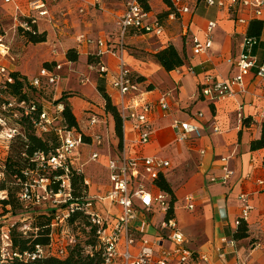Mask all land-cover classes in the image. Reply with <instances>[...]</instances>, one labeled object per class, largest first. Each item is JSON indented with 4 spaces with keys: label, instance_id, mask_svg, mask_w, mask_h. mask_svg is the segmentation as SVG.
I'll list each match as a JSON object with an SVG mask.
<instances>
[{
    "label": "crops",
    "instance_id": "obj_1",
    "mask_svg": "<svg viewBox=\"0 0 264 264\" xmlns=\"http://www.w3.org/2000/svg\"><path fill=\"white\" fill-rule=\"evenodd\" d=\"M0 1H3L0 2V7L3 6L8 11L14 23L15 19L20 16H34V13H38L33 12L30 6L28 12L23 11L27 6V0H13L9 4L4 0ZM46 4L49 16L40 18L39 29L40 24L50 17L48 0ZM201 4L205 5L207 14L211 15V18L195 15L196 8ZM184 5L190 8L189 13L177 15L176 18L169 16L170 20L179 22L176 25V32L167 33L164 29L161 37H156L154 34L135 36L131 34L126 38L127 44L132 46L140 45V43L149 44L156 38L161 39L160 42L152 43L155 46L151 53L155 54L172 44L180 52L185 50L188 61L183 67L168 72L153 56L149 60H142L130 55L127 50V61L138 78H141L140 88L145 94L144 97L156 103L161 94L170 93V108L166 112L155 108L151 115L155 131L150 142L145 145L137 142V136L129 125L125 133L123 132L121 150L125 146L128 156L139 160L157 157L169 162V167L162 170L165 177H168V173H170L169 177H173V170L182 165L196 164V171L193 167L190 173H180L179 178L174 179V176V180L171 178L170 181L174 182L172 183L176 199L174 218L178 229L184 235L185 244L190 250L206 255L209 259L208 263L202 262L201 264H264V185L258 183L264 181V149L252 151L250 148L251 142L260 138L264 121L260 108L264 106L263 82L255 74H251L246 79V92L238 93L225 100L212 101L201 94V87L208 75L218 80H227L237 74V62L250 28V23L241 24L237 20L240 17L250 19L252 17L243 9L235 13L228 9L208 7L204 0H185ZM258 20L264 24V13ZM210 21L217 23L213 34V47L207 54L196 56L193 52V38L198 36L203 39V30ZM40 32L42 33L41 30ZM263 32L264 27L260 36L261 42L254 50L260 62H264ZM45 33L50 36L51 32ZM118 34L115 38H111V35H107L106 32H100V36L97 37L87 36L92 39L103 38L115 42ZM80 48L77 49L80 50ZM82 49L87 55L95 54L97 51L96 47L87 45H82ZM4 60L6 61L7 58H0V64L12 70L11 66L3 62ZM52 61L60 64L57 60ZM52 61L49 63H53ZM102 61L109 67L110 73L107 75L98 73V76L103 81L101 85L104 86L105 83V90L115 104L117 93L112 89L111 83L115 72V60L110 56H105ZM82 80H84L83 77H80L81 88L69 87L66 82L65 87L60 86L56 90L60 93L70 92L71 96L66 99V102L69 103L80 130L84 131L90 126L94 131V136L104 134L103 140L106 143L115 142L114 138L117 137L115 120L112 114L106 111V102L98 91L96 80L91 84L82 83ZM94 97L99 98L101 102L92 101ZM240 112L246 118L242 122L238 118ZM91 117L100 118L101 121L96 125H91ZM175 120L198 124L202 128V138L179 142L172 128ZM216 126L220 128L218 133L214 131ZM121 150L116 156L101 155L105 159L103 166L108 176L107 164L110 158H117ZM223 159L227 160L223 161ZM77 160H75V165L80 167ZM224 168L233 171L228 183L223 184L219 180L213 182L212 178H220L224 174ZM107 179L108 183L102 193L92 194L89 191L91 198H100L109 193L112 185L109 177ZM148 186L154 193L161 191L153 184H148ZM241 194L249 196L250 203L255 210L248 221L249 237L236 240L234 239V233L237 230L235 222L242 212L239 199ZM188 195L194 196L195 199L193 211L186 206L185 197ZM102 206L107 217L120 212L118 206L108 204H102ZM134 206L137 212L134 233L138 238L154 239L158 235H167V231L160 230V223L163 219L165 220V216L161 214L156 203L149 211L138 200L134 201ZM9 215L10 213H7L0 219L7 218ZM15 219L18 218L12 216L11 221L14 223ZM19 220L24 219L19 218ZM153 228L157 231L154 236L149 234ZM224 238L236 240V248L225 246L222 243ZM166 245L171 247V242L166 240ZM220 248L225 254L224 258L220 257L218 252Z\"/></svg>",
    "mask_w": 264,
    "mask_h": 264
},
{
    "label": "built area",
    "instance_id": "obj_2",
    "mask_svg": "<svg viewBox=\"0 0 264 264\" xmlns=\"http://www.w3.org/2000/svg\"><path fill=\"white\" fill-rule=\"evenodd\" d=\"M7 4L13 0H4ZM172 3L173 12L171 18H176L177 15L187 14L190 8L184 5L185 0H170ZM202 1V0H201ZM208 7H217L219 9H228L237 13L239 10H246L250 18H238L241 24H249L252 20L260 19L264 13V0H204ZM33 12H38L34 16H20L15 19V28L21 29L24 34H38L34 30V26L39 24L40 18L49 16L46 0H33L29 4ZM24 18V19H22ZM117 26L119 35L117 41L113 42L108 39H92L85 34L77 36L78 45L94 46L97 48L95 53L99 62L91 65V69L96 68L100 74H109V67L102 61L105 56H110L115 60V72L112 75V89L117 93L116 103L114 104L121 117L122 129L125 133L130 125L132 131L137 136V142L145 145L150 142L154 134V125L151 120V115L155 108H159L166 112L170 108L169 97L170 93H163L159 96L156 103L150 102L144 97L141 92L140 79L131 69L127 61V50L125 48L126 38L129 35H147L154 34L156 37H161L164 33V25L161 21L150 15L146 11L140 0H129L124 12L118 17ZM217 27L216 21H210L207 27L203 30V39L198 36L193 38L194 55H205L213 47V34ZM264 35V32H263ZM261 37L246 36L242 46V53L237 62L238 72L230 79H216L212 75H208L201 87V94L212 101L225 100L236 96L238 93L246 92V79L249 75L255 76L263 82L264 90V62H260L255 55L254 50L260 44ZM10 46L5 41V37L0 35V58L6 59L9 56ZM63 68L62 64H56L54 67H43L39 75L30 79L31 84L40 89L43 82L50 85H57L60 80L58 74ZM6 65L0 64V86L1 84H12L14 79L12 73ZM82 83H86L82 80ZM5 86V85H4ZM0 96V143L6 150H9L10 144L20 138L22 129L18 124V120L22 116H30L37 111L35 105H30L27 101H19L17 99L5 98L1 102ZM264 119V106L260 107ZM64 108L59 105L54 113H49L43 110L39 117L34 119V127L37 133L47 134L56 132L60 137L61 146L59 149L46 156L44 154H35L37 161L36 169L27 171L25 176L28 178L23 185L21 192V200L25 206H42L46 202H51L56 206L67 204L72 200L71 182L69 174L72 167L76 166L73 159V154L80 146L85 145L83 136L75 129H68L63 126H57L61 120V114ZM200 116H202L200 114ZM239 121L242 122L246 118L240 112L238 115ZM99 123L97 117L90 118V124L96 125ZM172 128L176 133L179 142H188L196 138H202V128L195 123L175 120L172 123ZM216 133L220 132L218 126L214 127ZM98 145L101 144V137L96 138ZM204 154V152H202ZM100 157L99 153H93L91 161L96 162ZM4 159H0V166H3ZM227 159H223L226 161ZM170 163L157 157H148L143 160L128 156L126 148L117 158H110L107 169L109 172V180L112 188L106 196L100 198H91L95 202L108 204L109 206H120L122 212L110 217H104L94 209L95 202L85 203V209L92 211V222L96 226L97 235L104 248L103 264H201L208 263L209 259L206 255L198 254L190 250L186 246L184 235L179 231L178 224L174 217L167 218L169 212V202L171 196L164 192L158 191L154 193L149 188L148 184H154L162 174L164 168L169 167ZM63 170V176H54L52 179L42 172H53ZM78 173L80 168H75ZM233 175V171L224 168V174L220 178H212L213 182L220 181L227 184ZM5 176L4 171L0 167V180ZM59 183L58 191L50 190V185L54 182ZM259 185H264V181H259ZM85 185L89 188L90 182L85 180ZM7 198L5 191H0V201ZM242 204L241 216L235 222V227L239 228L243 223H248L251 213L255 207L250 203L247 194L240 195ZM138 200L142 206L149 211L153 204L159 206L160 211L164 214L165 220L160 223V230L167 231V235H158L154 239L138 238L134 233L135 221L137 212L135 210L134 201ZM194 196L188 195L185 197L186 206L189 210L195 209ZM75 207L70 206L71 210ZM69 216L67 212L64 215H58L55 223H63ZM30 229L26 222L22 225V231L26 232ZM3 246L1 247L2 259L10 257L26 258V260L37 261L43 258L46 254L44 248L37 246L32 253L20 255L12 250L11 241L8 237V230H2ZM166 240L171 242V247H167ZM73 243V239H70ZM222 243L230 248H236V240L222 239ZM222 249H218L220 257L224 258ZM60 255H64V250H60Z\"/></svg>",
    "mask_w": 264,
    "mask_h": 264
},
{
    "label": "rangeland",
    "instance_id": "obj_3",
    "mask_svg": "<svg viewBox=\"0 0 264 264\" xmlns=\"http://www.w3.org/2000/svg\"><path fill=\"white\" fill-rule=\"evenodd\" d=\"M27 1V6L25 9H23V11L25 10L26 12L29 10V3L33 0ZM128 1L129 0H48L50 17L47 21L40 24V30L43 34L45 32L51 33L50 36H48V33H45L46 42L43 44L30 42L29 38L26 35H23L20 29L15 28V23L12 16L9 15L8 11H6L2 6L0 7V35L5 37V41L8 42L10 46V52L8 56L9 58L3 62L8 66H11L13 71L21 72L28 78L33 79L35 76L39 75L41 68L49 65L50 61L57 60L63 65V70L59 72L61 78L56 86V89L57 87H63L67 84L69 87L72 86L81 88L79 83L80 77H83V79L86 81V84H91L94 80H96L98 88V86L101 85L103 81L99 78L97 69L90 68L91 65L95 63V60L90 57L89 54L87 55L84 53L85 51L82 49V45H78L76 38L80 34L97 37L100 36V32H106L107 35L110 34L111 38L117 37L119 32L117 27L118 17L125 10ZM143 1L149 4L151 7L150 15H154L161 21L167 33L176 32V25L179 22L169 19V16L173 10L170 4L166 3L167 0ZM0 2L2 3L3 1ZM194 13L195 15L211 18V15L207 14L205 5L203 4L197 7ZM34 14L38 15V13ZM160 41L161 39L156 38L153 42H149L151 45L148 43H140V45L134 46L129 45L126 42L125 48L128 50L130 55H133L137 58L139 57L142 60H149L153 56L151 50H154L155 46L152 43ZM77 48H80V50ZM71 49L77 50V61L71 62L68 60L67 54ZM64 94V91L60 93L57 90L54 91L52 87L46 89L43 93H35L32 91L31 98L39 101L41 106L48 110L49 113H54L59 105H62L63 108H65V103L59 101ZM92 101L96 103L101 102L97 97H94ZM98 120L101 121L100 118H98ZM91 128L92 127L89 126L87 129H84V131L74 128L78 133L86 136L87 140L85 141V145L80 146V148L74 152L73 159H78L77 163H80V167L74 166V168L81 169L82 173H80V175L84 177L83 184L85 185V180L90 182V187H87L88 193L91 191L92 194H95L103 192L108 183L107 178L109 177L105 166H103L105 159L101 157V155H105L106 157H109L110 155L116 156L119 153L118 151L121 150L122 146H120V140L117 139V137L114 138L115 142L106 143V141L103 140L104 134H99L101 137V145H98L96 141L98 136H94V131L91 130ZM35 134L45 140L50 139L52 140L53 144L59 145V140L54 134H39L36 131ZM14 143L15 142L10 144L9 150H6L4 145L0 143V159L10 156L13 158V161L17 163L16 165H18V162L21 158L19 152L21 143ZM53 144L50 146H53ZM93 153L100 154V157L96 162L91 161V156ZM100 160L101 165L99 164ZM193 167L196 171L195 163L190 165L185 164L180 168L173 170V175L175 176H173L174 179L179 178L178 174L180 173H190L193 170ZM47 175H53V173L48 171ZM169 175L170 173H168L166 180L172 188V183L174 182H171L170 180L171 178L172 180L174 179L172 176L169 177ZM13 181L14 179L11 177L8 180L9 183H13ZM9 183L6 184V186L8 188H12L11 190L15 193L12 200L14 204L19 206L17 201L16 187ZM8 195L9 193H6L7 198H9ZM53 206L56 205L48 201L42 206H34L33 208L38 210V213L45 212L52 215V213H56ZM61 207L62 206L59 205L57 210H59ZM19 208L20 207H17L16 212L14 210L11 211L12 209L10 207L5 208L2 202H0V217L7 215L8 210L12 213L15 212V214H19V211H22ZM94 209L102 216L107 217L104 207L99 202H95ZM118 210L120 211L119 213L122 212V208L120 206H118ZM12 213H10L9 217L0 219L1 224L4 226L2 228L5 230L9 228L10 224H13V221H11L13 216ZM161 214L164 216L162 212ZM15 220L17 221L19 218ZM34 222L35 220L32 221V224ZM53 229L55 235L53 249L55 254H57L59 252L58 250L62 249L67 244L70 235L75 237L76 243L79 241L83 242L88 238L89 228L84 226L80 227L78 223L74 225L67 224V226L63 224L54 227ZM156 232L157 231L155 228H153L150 230L149 234L154 236L156 235ZM2 236L3 235L0 230V248L3 246Z\"/></svg>",
    "mask_w": 264,
    "mask_h": 264
},
{
    "label": "trees",
    "instance_id": "obj_4",
    "mask_svg": "<svg viewBox=\"0 0 264 264\" xmlns=\"http://www.w3.org/2000/svg\"><path fill=\"white\" fill-rule=\"evenodd\" d=\"M142 5L145 7L146 11L151 12V7L149 4L143 0H140ZM168 1V0H167ZM166 3L170 4L172 7V3L169 0ZM201 1V0H198ZM172 13V12H171ZM25 18V17H24ZM22 18V19H24ZM264 24L262 21L258 19L252 20L250 22V28L248 35L249 37H260L262 34ZM34 30H37L39 33L34 35L31 33L24 34L23 31L20 29L23 35H26L29 38V41L32 43H44L46 42V34L41 33L39 29V24L34 26ZM68 60L71 62L77 61L78 52L75 49H71L68 52ZM95 60V63L99 62V59L96 58L95 54H90ZM154 59L168 72L176 70L178 68L183 67L186 65L188 61V56L184 51L180 52L174 45L170 44L164 49L158 51L157 53L153 54ZM56 65L55 62L49 63V65L45 66L47 68L54 67ZM12 77L14 79L12 84H1L0 86V96L2 95L4 98L1 97V102L5 101V98L17 99L19 101H27L30 105H35L37 107V111L34 112L30 116H22L20 120H18V124L22 129V136L15 141V143L20 142V155L21 158L17 163L13 161V158L7 156L4 159L3 166H0L1 169L4 171L5 176L3 179L0 180V191H5L9 193L8 197L2 202L4 207H10L11 211H17V207L22 211H19V214L12 213L13 217L16 218H23L24 220L16 221L13 224L9 225L8 230V237L11 241V248L15 253L20 255H24L25 253H32L36 250L37 246H40L45 249L46 254L43 258L37 261H30L26 260V258H18V257H10L6 259H2L1 255V248H0V264H103L104 258V248L99 240L97 235L96 226L92 222V211L85 209V203L87 202H95V200L90 199V195L88 193L87 186L83 184L84 177L77 172L75 168L72 167L71 173L69 174L70 182H71V195L72 200L69 201L67 204L61 205L62 207L57 210L58 206H53L56 213H52V215L41 212L38 213V210L33 208L34 206L26 207L24 202L21 200V192L23 189V185L26 183L28 178L25 176V173L30 170L36 169L37 161L35 159V154L40 153L46 156H49L55 153L59 147L61 146L60 137L56 132H49L54 134L57 139L59 140V145L53 144L52 140L50 139H43L35 134L36 128L34 127V119L39 117V114L45 110L44 107L41 106L40 102L31 98V92L35 93H43L46 89L52 88L54 91L56 90L57 85H50L47 82H43L42 87L37 89L31 84L30 78L26 75L22 74L21 72L14 71L12 73ZM141 79V78H140ZM5 85V86H4ZM98 91L103 96L106 102V111L111 113L115 120V131L116 135L120 140V146L123 144V129H122V121L120 114L118 112L117 107L113 104L111 97L107 94L105 87L100 85L98 87ZM64 95H62L60 102L65 103V108L61 114V120L57 123V126H63L68 129H79V125L75 115L73 114L71 107L66 99L69 98L70 92L64 91ZM67 93V94H66ZM247 121H245L246 123ZM37 132V131H36ZM83 136V140L86 141V136ZM56 141V140H55ZM14 143V144H15ZM53 144V146H50ZM250 148L252 151L264 149V121L262 122L261 126V135L260 138L257 140H253L251 142ZM47 175V172H41ZM53 175L49 176L52 181L54 180V176H63V170L59 169L57 171L52 172ZM13 178L14 181L8 182L9 178ZM11 184L16 187L17 192V201L19 206L14 204L13 197L15 195L12 188H8L6 184ZM155 187L168 193L171 196V200L169 202V212L167 214V218L174 217V206H175V196L174 192L167 182L166 177L163 174H160L159 178L154 181ZM59 183L54 181L50 185V190L54 192L58 191ZM79 191V193H78ZM74 204L75 207L71 210L70 206ZM63 208V209H62ZM69 213V216L65 219L63 223H55V219L58 215H64ZM35 222L32 224V221ZM29 223L30 229L26 232L22 231L23 223ZM78 223L80 227H88V238L83 242H77L73 235H70L67 244L60 250H64V255H60V250L57 254L54 252V227L60 225H74ZM0 230L2 231L4 227L0 222ZM5 230V229H4ZM249 237V224L243 223L234 233V239L242 240ZM70 239H73V243H70Z\"/></svg>",
    "mask_w": 264,
    "mask_h": 264
}]
</instances>
